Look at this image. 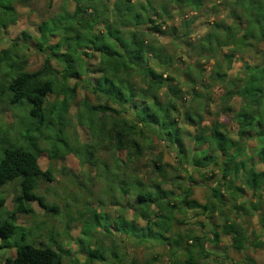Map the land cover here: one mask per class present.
<instances>
[{"label": "trees", "instance_id": "obj_1", "mask_svg": "<svg viewBox=\"0 0 264 264\" xmlns=\"http://www.w3.org/2000/svg\"><path fill=\"white\" fill-rule=\"evenodd\" d=\"M31 1L0 0V44L17 23L15 3ZM203 7L204 0H60L36 35L23 32L25 42L0 46V94L25 113L16 135L0 127V257L16 248L2 264H64L63 254L72 253L56 248L53 238L37 245L17 221V214L35 212L33 202L58 211L38 194L55 170L39 164L41 140L51 144L52 162L74 154L81 165L95 167L88 181L104 184L98 206L88 201L78 212L77 245L87 264L109 258L110 264H212L224 258L217 250L223 236L245 255L244 264H257L246 252L264 240L251 238L232 214L256 212L264 228V169H257L264 165V0H226L230 21L206 22L207 31L192 41L197 18L189 12ZM177 14L183 22L169 25ZM169 27L171 45L160 38ZM182 46L195 59L184 67ZM31 49L45 56L34 71L27 69ZM250 53L262 60L244 63L241 75L229 77L234 61ZM225 83L217 116L208 118L214 92ZM75 121L89 131V141L67 130ZM167 153L173 163L165 161ZM14 183L8 210L1 189ZM196 186L209 191L206 202L194 198ZM248 190L256 200L240 204ZM109 206H116L115 214ZM203 215L209 229L189 223ZM125 243L143 247V258H126Z\"/></svg>", "mask_w": 264, "mask_h": 264}, {"label": "rangeland", "instance_id": "obj_2", "mask_svg": "<svg viewBox=\"0 0 264 264\" xmlns=\"http://www.w3.org/2000/svg\"><path fill=\"white\" fill-rule=\"evenodd\" d=\"M230 1V0H228ZM226 0H204V7L199 12H189V16L195 15L197 20L195 21L194 28H192L193 33L191 34L192 41H197L200 36L204 35L207 31L205 26L206 22H211L213 20L225 19L230 21L227 17V12L222 7ZM220 5V8H214L215 5ZM60 5V0H52V5L49 6V0H32L30 6H23L19 3H15V7L18 12V20L15 25L10 26L5 33L7 40H3V44H0L1 47H6L9 45L8 42L14 39L18 41L25 42L23 38V32L29 33L31 35H36L38 33V25L44 20L56 12H58ZM183 22V17L180 14L175 16L173 21L169 22V25H178ZM170 32V27L168 28V33ZM2 35L0 34V37ZM161 40L165 44H172L173 35L171 32L169 34H164L161 37ZM260 48L264 52V43L261 44ZM181 53L185 54L181 57L180 66L184 67L183 63H188L191 60V56L187 53L188 50L182 46L180 50ZM28 58V67L30 71H34L40 68L44 61V54L31 49L27 52ZM264 57V54L263 56ZM262 59L260 57L253 56L252 53L247 55L239 56L233 63L231 69H228L229 77H235L242 74L244 63H258ZM54 66H57L55 61H52ZM216 63L212 61L210 64H207L205 74L211 72V68ZM227 83L224 85H219L214 92V102L212 103L210 109L211 114L208 115V118H213L217 116L215 113L219 110V105L221 104L220 96L225 91ZM85 92L79 90L78 99H81L84 96ZM91 100L94 101L92 95H90ZM75 110L71 109V113H74ZM18 115V116H17ZM25 119V113L21 109H13L8 105V101L5 94H0V127H10L12 134H17L19 125L20 116ZM221 121L225 123H230V117L226 114H221L218 116ZM234 126V125H233ZM67 130L72 133L74 138L82 142L89 141L90 135L89 131L84 126H80L75 121L74 127H68ZM235 130V129H234ZM233 130V132H234ZM41 147L43 148V153L39 158V164L43 170L48 169L52 166L54 170V179L52 181H43L38 194L43 195L45 200L49 204H57L58 211H48L44 207L40 206L37 202L31 204L34 209V213L30 214H17L18 224L22 225L26 231L33 232V235H30L31 239L35 240L37 245H40L43 241L45 244L53 243L51 238L54 239L53 245L58 248L59 246L64 249H71V254H63L64 264H72V259L76 258L78 264H87L86 253L82 250H79L77 245V239L81 235L82 222L78 219L79 211H86L87 202L90 201L91 205L94 207L98 206V200L106 196L103 192L104 184L99 182L97 179H94L93 182L88 181V177H93L96 173L94 166L81 165L80 160L74 154H69L64 160H58L52 162L49 157V149L51 144L48 141L41 140ZM252 145H255V142H251ZM165 161L173 163L171 156L167 153L165 155ZM258 170H263L264 165L258 164ZM241 183V182H240ZM17 183L10 184L2 188L3 195L7 197L6 209H13V198L16 195ZM92 191V194L89 192ZM194 198L199 202H206L209 191L204 187L196 186L194 189ZM256 197L252 194L251 191H247L244 197H241L239 203L247 201H255ZM107 210L112 213H116V206H109ZM131 213V212H130ZM237 213V212H236ZM232 217H236L237 220L241 221L244 225L247 226L248 231L250 232L251 238L256 236L260 237L261 240H264V228L261 226L260 215L256 212H249L248 215L240 213V215L235 216L233 213ZM240 216V217H239ZM213 220V219H211ZM195 221L205 224L206 229L211 227V222L205 216H198L189 220V223H194ZM144 224V222H140ZM202 226V225H201ZM30 239V240H31ZM120 238H117V241ZM230 238L228 236H223L222 243L217 247L218 252L224 258H218V262H213L212 264H244V254L242 252L234 251L229 247ZM107 245L110 243L107 241ZM124 245V244H123ZM127 245L126 258L128 255L135 256L139 259H142L145 255V249L143 247H134L129 243ZM224 251V252H223ZM16 254V248L11 247L6 249L4 254L0 257V264H2L3 257L14 256ZM246 254L252 256L257 264H264V246L259 248L250 247ZM111 259L109 258L106 261H96L93 264H110Z\"/></svg>", "mask_w": 264, "mask_h": 264}]
</instances>
